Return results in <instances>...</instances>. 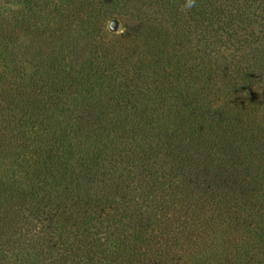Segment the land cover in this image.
<instances>
[{
  "label": "trees",
  "instance_id": "16d2710c",
  "mask_svg": "<svg viewBox=\"0 0 264 264\" xmlns=\"http://www.w3.org/2000/svg\"><path fill=\"white\" fill-rule=\"evenodd\" d=\"M174 5L0 4V264H264V0Z\"/></svg>",
  "mask_w": 264,
  "mask_h": 264
},
{
  "label": "rangeland",
  "instance_id": "374dc122",
  "mask_svg": "<svg viewBox=\"0 0 264 264\" xmlns=\"http://www.w3.org/2000/svg\"><path fill=\"white\" fill-rule=\"evenodd\" d=\"M22 0H0V4L2 6L10 4L12 8H15ZM92 7L94 6L95 10L97 11L96 14L99 20V27L101 29V34L98 36V41H107L108 37L110 35H114L115 39L120 38L121 34L126 30V25L130 23H134L137 21L139 23V20H144L146 15L145 13H150V16L152 20H161L162 26L164 28V31L170 33L172 30V23L177 21V15L175 14V11L178 10V6L174 5V0H164L162 3H165V6L163 8L158 7V2L156 0L154 3V6L150 5V2H146V0H142L140 2L139 0H124L120 4L118 0H90ZM153 3V2H152ZM151 6V8H149ZM19 10V7L17 8ZM137 9H140L139 19L137 20ZM180 11V10H179ZM31 15V18L33 16H43L44 14L35 11L32 14H29V17ZM135 15V16H134ZM28 16V15H27ZM32 18V19H33ZM141 18V19H140ZM135 19V20H134ZM117 21L116 30L112 31L110 28L112 21ZM134 20V21H133ZM146 22V21H145ZM157 25V24H156ZM161 26V28H162ZM173 32V31H172ZM171 38H169L168 45L171 47L169 53H173V46L174 43L177 42V38H175L176 35L171 34ZM166 34L163 33L161 37L158 35V39L162 38L163 42L165 40ZM168 36V34H167ZM31 35L27 37H22L23 41H29ZM196 35H194L192 38L195 39ZM194 42V41H193ZM30 43V41H29ZM196 44V43H194ZM161 48H163V44H161ZM162 50V49H160ZM165 56H168L167 54ZM111 264H118L120 259H117V255L114 253V256L110 257Z\"/></svg>",
  "mask_w": 264,
  "mask_h": 264
},
{
  "label": "clouds",
  "instance_id": "9594fccd",
  "mask_svg": "<svg viewBox=\"0 0 264 264\" xmlns=\"http://www.w3.org/2000/svg\"><path fill=\"white\" fill-rule=\"evenodd\" d=\"M195 5V0H187L186 7L191 8Z\"/></svg>",
  "mask_w": 264,
  "mask_h": 264
},
{
  "label": "water",
  "instance_id": "95a60500",
  "mask_svg": "<svg viewBox=\"0 0 264 264\" xmlns=\"http://www.w3.org/2000/svg\"><path fill=\"white\" fill-rule=\"evenodd\" d=\"M116 25H117V21L114 20V21L111 22L110 28H111L112 31L116 30Z\"/></svg>",
  "mask_w": 264,
  "mask_h": 264
}]
</instances>
